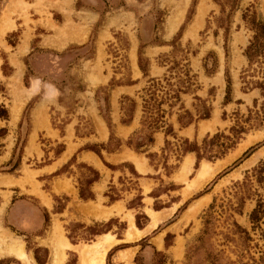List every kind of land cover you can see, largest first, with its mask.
Instances as JSON below:
<instances>
[{"label": "rangeland", "instance_id": "rangeland-1", "mask_svg": "<svg viewBox=\"0 0 264 264\" xmlns=\"http://www.w3.org/2000/svg\"><path fill=\"white\" fill-rule=\"evenodd\" d=\"M253 17L264 21V0H0V102L8 111L7 119H0V127L6 129L0 138V176L4 175L0 183L5 190L4 201L0 196V215L6 206L10 216L13 207L43 213V203L50 204L51 189L70 191L69 180L53 183L51 173L56 169L47 174H41V169L69 150L72 141L81 143L62 164L68 162L62 174L78 186L96 169L78 158L80 147L99 149L101 159L111 164L107 153L127 146L128 141L127 147L134 149L135 141L150 135L153 142L142 152L150 164L168 175L183 159L179 179L186 185L182 195L193 192L179 201L178 195L168 192L178 186L156 187L150 195L155 197L152 207L161 210L146 207L147 216L137 209L142 203L137 191L126 203L137 209L134 221L131 211L120 205L101 211L100 206L87 203L81 205L85 217L102 219L112 210L124 211L121 217L126 222L115 218L87 227L63 221L64 228L56 218L50 226L55 209L69 199L65 194L55 195L54 207L45 208L48 221L40 229L47 235L40 242L47 244L50 256L56 235L67 243L61 249L64 258L66 250H74L68 254L70 264L79 262L78 249L83 244L94 245L110 235L104 264H264V143L241 167L244 159L223 173L250 146L264 142V89L257 86L262 83L264 88V54L251 62L244 54L253 36ZM227 78L228 102L224 101ZM207 110L209 117L200 118ZM129 113L131 120L125 124L122 120ZM189 119L186 126L193 127L192 135L183 131L182 123ZM168 125L171 133L166 132ZM50 128L58 137L53 138ZM215 134L218 143L232 140L235 144L219 158H201L191 169L192 160L184 149L196 144L201 151L214 154L220 146L203 139ZM158 136L164 138L163 143L154 151ZM117 143L118 149L113 148ZM99 144L111 151L96 147ZM18 158L17 167L8 171ZM131 158L143 171L141 161L134 155ZM187 160L190 165L184 172ZM203 163L210 172L200 179ZM114 166L124 167L129 174L120 177L121 186H110L106 193L120 198L125 189L137 190L138 174L132 164ZM136 213L141 227L135 224ZM8 220L25 240L26 249L41 247L36 242L39 232L18 229L14 217ZM53 225L59 230H53ZM159 225L160 233L154 236ZM107 227V232L92 234ZM163 233V242L167 237L159 254L148 251L135 258L138 240L148 236L149 244L161 248ZM9 238L22 243L33 264L23 241L0 225V244ZM114 244L125 245L107 257ZM43 252L40 249V255ZM127 255L129 260H125ZM19 260L7 257L0 264H24Z\"/></svg>", "mask_w": 264, "mask_h": 264}, {"label": "crops", "instance_id": "crops-1", "mask_svg": "<svg viewBox=\"0 0 264 264\" xmlns=\"http://www.w3.org/2000/svg\"><path fill=\"white\" fill-rule=\"evenodd\" d=\"M183 131L185 132L186 135H188L187 132H190L191 135H192V133H193V127H191V125H188V126H186V127L183 128ZM49 133L53 135V138L58 137V132L55 131V129H53V128H50V132ZM163 139H164L163 137L158 136L155 139V147H152V150H154V151L160 150V147H161V145L163 143ZM256 140H254L253 142L249 143L246 147H244L235 157H237L242 151H244L247 147H249L251 144H253ZM80 143H81L80 141H77V142L72 141L70 143V149L69 150H68V147H67V149L64 150L52 162H50L49 164H47V165H45V166L42 167L41 174L42 173H45V174L51 173L52 171H54L55 169H57L60 165H62L63 163H65L66 160L70 157V155L80 145ZM262 147L263 146L259 147L257 150H255L254 152H252L248 157H246L240 163L239 167H241L246 161H248L251 157H253ZM76 154H78V158L80 157L79 158L80 160L86 161L87 163L91 164L93 167H95L96 169H98V171L100 172L99 179L97 181H94L90 185V190L93 193V198H88V199H81V198H79V196H78V186L76 184V181H73L72 178H70L68 175H65V174L55 175V178H54L53 183L56 182V181H62L64 179H66V180H69V182L71 184V189H70L69 192L63 191V192H59V193H57L53 189H51V191H52L51 194H47L46 193L48 195L49 201H50L49 206H47L46 204L43 203V205H44V207L46 209H51V208L54 207L55 201H54V198L53 197L55 195L65 194L66 196L69 197L68 201L64 205V208L61 211L55 212V214H53V216L51 218V221H50V226H51V222H52V219L53 218H56L59 222H61L62 228H64V225H63L64 222L63 221H65V222H69V221L70 222H79V223H82L85 226H87L90 223L91 224H94V223H103V222H106V221H108V220H110L112 218L123 219L121 216H122L123 212L124 211H127V210H130L131 213L133 214V221H134V213L137 211V209L144 211V213H146L145 212V208L146 207L147 208L154 209V207H152V204H153V201H154L155 197H152L149 194L151 192H153L156 189V187H158L160 185L162 186L164 184H168L170 186H178V189L177 190H172V191L171 190H168V192L170 193V195H178L179 198H180L179 201L180 200L183 201L186 197L189 196V194H191L193 192V191H190L189 193L186 194L185 197H183V195H182L183 190H184L185 185H186L185 181L179 179V171H180L181 162L183 161V159H182V161L179 163V165L175 169H172V170H174L173 173L170 172L168 175H164V174H161L159 172L158 167H156L155 165L150 164L148 158L144 155V153L138 152V151H136L134 149H131V148L125 146V147H122V148L120 147L119 150H116L114 152L107 153L108 154V158H106V159L108 160L109 163H111L113 165H119V164H122L124 162H130L132 164L134 170L138 174V176H136V178H135L136 179L137 190L128 191V190L125 189L124 194L120 198L110 201L108 199V196H106V194H105L106 191L108 190V188L110 186H116L117 188L119 186H121L120 177L123 178L124 176H126V174H129V172H127V170L126 171L123 170L124 167H123V169L121 167H118V168H115V169H111V168L106 167L105 164L103 163V160L101 159V157H99L93 151H90V150H81L79 152L76 151ZM133 155L141 161L140 163L142 164V168L144 169L143 171H140V170L137 169L135 162L131 158V157H133ZM185 155H189V157L188 156L187 157H188V160L190 161V163H191V160H192V163H191V169H192V167H193V165L195 163L196 157H195V155H194L193 152H187ZM184 156H183V158H184ZM262 157H263V155L260 156V157H258L257 160L255 161V163L258 162ZM234 158H232V159H234ZM188 160H187V162H185L183 164L182 170L184 172L189 169L190 163H189ZM254 164H252V165H254ZM50 166H52V167L50 169L46 170V168L47 167H50ZM251 166L244 167L242 169L244 170V169L250 168ZM188 174L186 176H188ZM7 176L11 177L12 179H16L15 177H13V176H11L9 174ZM0 177L1 178H4V175H1ZM199 178L201 179V177H199ZM53 183H52V185H53ZM0 191L3 192L2 194H0V196L2 197V201H4V191L5 190H4V184L3 183H0ZM137 191L139 192V194L141 196L140 201L142 203H141V206L140 207H137V209H132V208L128 207V205H126V203H128V201L132 199L133 195ZM165 196L168 197V194L165 193ZM160 197H161V195H160ZM179 201L176 202V203L179 204ZM87 203H91L89 205L90 206H93V207L94 206H100L101 207V211H103V210L105 211V209H109L110 207L115 206V205H120L124 209V211H122L120 214H117L115 212V210H112V212H110V214L106 218H102V219H95V218H92V217H85L83 211H81V207H82L81 205H84V204H87ZM165 208H167V207H164L162 209H165ZM2 210L3 211H2V213L0 215L1 216V218H0V225L3 228H5L7 231L11 232L14 236L19 237L23 241V243H24V249L27 252H30L31 255H32V258H33V261H34L33 264H37V262H36V260H35V258L33 256V252L32 251H29L28 249H26V243H25V240L22 238V236L17 235L9 227L8 222H11V221H9L8 219L10 217H14L15 225L18 228H20V229H22L24 231H27V232L34 231L38 227H40L39 225H41V223H40L41 220L39 219V217H37V215H35L33 213V211H23L19 207H17V208H14L13 207L11 209V216L8 213L7 206L5 207V212H4V207H3ZM72 210H74V211H72ZM154 210H161V209H154ZM69 213H70V215H69ZM151 213H153V212H151ZM75 215H78L79 216V219H77V218L76 219H72V216H75ZM146 215H147V213H146ZM64 218H67V219H64ZM162 220H164V219H162ZM52 228H53V230H55V229L56 230H59V228L54 227V225L52 226ZM49 229H50V227H49ZM49 229L47 231L48 233H49ZM149 232H147V233H149ZM159 233L160 232H156L154 234V236L158 235ZM45 234H43L41 236H38V239L39 240L36 241V242H37L38 246L45 247L48 250V259L45 262V264H47V262L49 260V256H50V249H49V247L47 246L46 243H44V244L41 243L42 242V239L46 238V236H47ZM64 235L66 236V238L69 240L70 243H72L73 245H76V243H73L68 238V236L65 233H64ZM145 235H147V234H144V236ZM163 235H164V233L161 236V245H162L161 248H158L156 246V244L154 243L155 248L157 250L162 249L163 246H164ZM118 239H121V238H118ZM65 244H67L66 241H65ZM114 245H116V244H114ZM124 249H121V250H124ZM72 251H74V250H72V248L66 250L67 256L64 253L65 256H66V258L63 257V255H62L63 253L60 254L61 262L62 263L60 262L59 264H65L68 261L69 255H70V253ZM61 252H62V250H61ZM7 257H12V258L20 261L15 256H12V254L11 255H5L4 254V256H1L0 257V260L1 259H4V258H7ZM51 257L52 256H50V261H51ZM77 257H78V255H77ZM63 258L65 260H63ZM77 264H78V262H77Z\"/></svg>", "mask_w": 264, "mask_h": 264}, {"label": "trees", "instance_id": "trees-1", "mask_svg": "<svg viewBox=\"0 0 264 264\" xmlns=\"http://www.w3.org/2000/svg\"><path fill=\"white\" fill-rule=\"evenodd\" d=\"M250 22H251V29L253 30V36H252V40L249 42V44L247 45V47L244 50V54L246 55V57H247V59H248L249 62L253 61L256 57H259L260 55H263L264 54V21L259 20V19H255V17H253V18L250 19ZM257 86L260 87L261 89H264L262 83H257ZM0 91H3V87L1 85H0ZM229 92H230V81H229V78H227L226 94H225V97H224V101H226V102L229 101ZM132 107H133V105L131 106V109H132ZM131 109H129V111H131ZM7 117H8L7 108H6V106L2 102H0V119L1 120H4V119H7ZM199 117L200 118H208L209 117V111L207 110L206 112H204L203 114H201ZM130 120H131V113H129L128 114V117L126 119L122 120V122L126 124ZM190 122H191V119L187 120L186 122H183L182 125L183 126H186ZM166 129H167L166 130L167 133H171L172 132L171 126L168 125ZM242 132H244V131L242 130ZM5 133H6V129L4 127H0V138L3 137L5 135ZM218 137H219V135L218 134H215L210 140L203 139V142L204 143H207V141H208L209 144H213V142L215 140L216 141V144L220 146L221 150L217 151L214 154H210V153L208 154L205 151H201V148L199 146H197L196 144H190L189 146H187L184 149V152H195V157H196L195 164H197L201 158H206L208 160H212V159H215V158H219L228 148H230L231 146H233V144H235V141H232L231 140L230 142H224L223 141V142H219L218 143ZM223 137L229 140V137H227V136H223ZM110 139H111V137H110ZM136 139H138V138H136ZM152 142H153V137L150 136V135L147 136L146 140H144L143 137H140L138 139V141H135V144L133 145V147L138 152H144V151H146L145 145L146 144H151ZM263 143L264 142L256 143L255 145L250 146L247 150H245L242 153V155L240 156V158H238L231 166H229L227 168L228 170L224 171L223 173H225V172L229 171L230 169H232L233 167H235L243 159H245L252 152H254L259 147V145H261ZM126 144H127V146H130L131 142L128 141V143H126ZM119 146H120V144L117 143L115 145V147H113V148L118 149ZM96 147L107 149L102 144H99ZM83 149L91 150V151L95 152L99 157H101L100 150L97 149V148H94V147H80L77 150V152H79V151H81ZM107 150H110V149H107ZM59 152H61V151H59ZM72 159H74V156H72L69 159V161H71ZM19 160H20V158H18L16 160V162L13 164V166L8 171L14 170L17 167V165L19 163ZM67 163L64 164V165H62L60 168L56 169L53 173H51V175L52 176H55V175H59V174H62L64 172H66V169H64V167H65V165H67ZM103 163L106 166H108L109 168H111V169H115L116 168L114 165L108 164V163H106L104 161H103ZM262 165H264V163ZM92 172H93V175L90 176V177L85 178L84 183H81L80 181H78L79 182V185H78V196L81 199L93 198V193L90 190V185L94 181H97L99 179L100 175H99V172L96 169H94V168H92ZM105 194H106V196H108V199L110 201L119 198V195L118 194H114V195H111V194H108V193H105ZM151 194H152V192L149 195H151ZM140 198H141V196H139V199ZM186 203H187V201L184 204H186ZM128 207H132V206L128 204ZM63 208H64V205L62 204L58 208H56L55 211L56 212H59ZM180 209H181V207L178 209L177 212H179ZM42 211H43V213L42 212L39 213V211H36V210L33 211V213L35 215H37V217H39V219L41 220V222H40L41 225H39L40 227H38L36 230L31 231L29 233L32 234V233H35V232H39L38 234H40V235L43 234V232H41L40 229L43 226L42 224L43 223L45 224L48 221V213L45 210V208L42 209ZM177 212H176V214H177ZM254 213H255V210L252 211V217H253ZM113 219H115V218H112V219H110V220H108L106 222H103V223L108 224ZM80 224H82V223H80ZM94 224H96V223H94ZM135 224L138 227H141V225L139 223V215L137 213L135 214ZM82 225H84V224H82ZM159 227H160V225L157 226V228L153 231V233H156L158 231ZM10 228L12 230H14L13 229L14 227H10ZM18 229H20V228H18ZM108 230H109V227H107V229H105V230L95 231L92 234L93 235H99V234H102L104 232H107ZM68 237L73 240V238L69 234H68ZM117 237L120 238V236L118 234H117ZM147 237L148 236H145V237L141 238L140 240H138V244H140V249L138 251V254H136L135 258H137V256H139V255H141L143 253H147L148 251H151V253H154V254H159L161 252V251L157 250L155 248V246H153V245H151V244H149L147 242V240H148ZM165 237H167V236H165ZM165 237H164V244H165ZM124 245L125 244H116V245H114L107 252V254H106L107 257L110 256L117 249L124 247ZM40 249L42 251H44L43 252V255H40ZM32 252H33V256H34L37 264H45L46 258H47V254H48V250L45 249V247H35V248L32 249ZM6 259L7 258H4V261H6ZM2 260L3 259L0 260V263H1ZM70 261L71 260L69 259L65 264H70ZM134 261H135V259H134Z\"/></svg>", "mask_w": 264, "mask_h": 264}, {"label": "bare ground", "instance_id": "bare-ground-1", "mask_svg": "<svg viewBox=\"0 0 264 264\" xmlns=\"http://www.w3.org/2000/svg\"><path fill=\"white\" fill-rule=\"evenodd\" d=\"M3 20V19H2ZM219 165V164H218ZM210 170H208L207 164H202L199 170L198 176L204 178ZM152 218L154 225L156 222L155 215L153 213ZM128 238H130L131 231L127 232ZM5 239V238H4ZM112 237L110 235H104V237L99 238L94 245L83 244L79 249V264H104V254L107 246L111 244ZM65 245L64 239L61 235H56V239L53 243V255L50 264H59L61 262L60 254H62L61 249ZM3 254H12L22 260L24 264H31V256L23 250L22 243L17 239L4 240V244H0V256ZM130 255L125 257V260H129ZM128 264V263H127Z\"/></svg>", "mask_w": 264, "mask_h": 264}]
</instances>
